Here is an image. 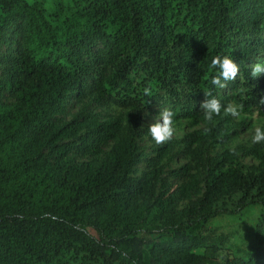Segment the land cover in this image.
<instances>
[{
	"label": "trees",
	"instance_id": "16d2710c",
	"mask_svg": "<svg viewBox=\"0 0 264 264\" xmlns=\"http://www.w3.org/2000/svg\"><path fill=\"white\" fill-rule=\"evenodd\" d=\"M6 30L0 264H264V143L197 154L202 181L190 163L164 176L173 146L160 145L130 176L145 112L206 123L189 145L221 130L229 139L223 111L215 126L204 119L206 92L243 105L238 124L264 118V74L250 75L264 60V0H0V38ZM217 55L240 68L225 89L210 83ZM247 213L236 241L212 227Z\"/></svg>",
	"mask_w": 264,
	"mask_h": 264
},
{
	"label": "rangeland",
	"instance_id": "374dc122",
	"mask_svg": "<svg viewBox=\"0 0 264 264\" xmlns=\"http://www.w3.org/2000/svg\"><path fill=\"white\" fill-rule=\"evenodd\" d=\"M13 26L11 31L13 30ZM10 30L6 32L0 38V80H5L4 70L7 65V57L14 48V43L10 40ZM99 45V44H98ZM101 46V45H99ZM0 99L4 102L9 103L12 101V97L9 93L0 92ZM72 113H76L79 109L74 107V105L69 104ZM105 113V112H103ZM159 114V112H152L144 118V125H150L154 122V118ZM243 118H234L228 116L223 121V131L229 133V139L227 142H223L222 130L217 133L216 136L206 135L198 142L188 144L185 142V135L196 131L202 130L206 127V123L191 124L188 120H180L173 123L174 135L170 140L165 143L157 144L152 138L151 134L143 136L137 143V155L140 157V161L132 168L130 176L140 177L146 170L145 158L151 156L155 149L160 145H172L173 148L168 152V154L161 160V166L164 176H168L167 173L175 168L181 167L187 163L193 166L191 169L192 174L201 181L205 179L206 168L202 167L197 160V154L202 157L203 160L207 161L209 159L217 157L224 149H233L238 146H243L249 148L253 145L251 142V133L249 130L252 128L253 123L256 126L264 127V118H258L255 122L251 119H245L246 123L244 125L238 124ZM219 120L213 118L209 122L212 126H215ZM205 134V132H202ZM73 156L75 154H72ZM242 162L247 165H260L261 161L254 157L253 155L244 156L241 158ZM178 183V182H177ZM180 183V182H179ZM200 193L193 195L190 200H184L180 202L179 207H186L191 200H196ZM253 221L250 213L245 214L242 217H221L218 218L213 223V229H216L218 233L224 232L229 235H233L232 240L236 241L237 236L240 232L243 234L247 231L248 225ZM238 231V233H237Z\"/></svg>",
	"mask_w": 264,
	"mask_h": 264
},
{
	"label": "clouds",
	"instance_id": "9594fccd",
	"mask_svg": "<svg viewBox=\"0 0 264 264\" xmlns=\"http://www.w3.org/2000/svg\"><path fill=\"white\" fill-rule=\"evenodd\" d=\"M250 75L253 79L260 77L264 74V60H257L251 66ZM211 68L218 69L219 71L211 78L210 83L218 88L225 89L228 82L234 81L238 77L240 71L238 63L229 56H215L211 61ZM143 95L151 97L153 95V88L151 85L145 86ZM205 99L200 107L203 112L204 119L211 122L214 116L221 115L223 111L225 116H232L239 119L242 114L243 105L228 103L224 105L218 98L211 96V93H205ZM211 97V98H210ZM264 104V98L260 100ZM146 115H150L145 112ZM174 112L171 108H160L159 114L154 118V122L148 126L151 138L157 143H165L174 135L173 120ZM259 118V113L254 112L249 119L255 122ZM251 133V142L253 144L264 143V127L256 126L253 123L252 128L249 130Z\"/></svg>",
	"mask_w": 264,
	"mask_h": 264
}]
</instances>
